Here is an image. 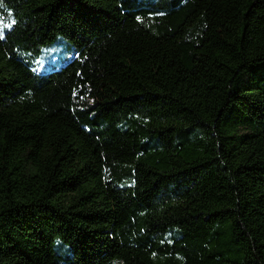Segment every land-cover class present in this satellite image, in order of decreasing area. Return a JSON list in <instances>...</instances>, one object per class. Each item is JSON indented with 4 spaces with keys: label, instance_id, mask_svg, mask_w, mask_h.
Instances as JSON below:
<instances>
[{
    "label": "trees",
    "instance_id": "16d2710c",
    "mask_svg": "<svg viewBox=\"0 0 264 264\" xmlns=\"http://www.w3.org/2000/svg\"><path fill=\"white\" fill-rule=\"evenodd\" d=\"M0 264H264V0H0Z\"/></svg>",
    "mask_w": 264,
    "mask_h": 264
},
{
    "label": "rangeland",
    "instance_id": "374dc122",
    "mask_svg": "<svg viewBox=\"0 0 264 264\" xmlns=\"http://www.w3.org/2000/svg\"><path fill=\"white\" fill-rule=\"evenodd\" d=\"M29 55L31 56L32 53H29ZM72 55L73 47L63 40L43 46L39 53L30 57L29 60H32L31 64L37 72H44L68 62L72 58Z\"/></svg>",
    "mask_w": 264,
    "mask_h": 264
},
{
    "label": "clouds",
    "instance_id": "9594fccd",
    "mask_svg": "<svg viewBox=\"0 0 264 264\" xmlns=\"http://www.w3.org/2000/svg\"><path fill=\"white\" fill-rule=\"evenodd\" d=\"M53 246H54V249H56L61 256L65 255L69 251L67 248V245H64L62 240L59 238L53 241Z\"/></svg>",
    "mask_w": 264,
    "mask_h": 264
},
{
    "label": "snow or ice",
    "instance_id": "6c2138e0",
    "mask_svg": "<svg viewBox=\"0 0 264 264\" xmlns=\"http://www.w3.org/2000/svg\"><path fill=\"white\" fill-rule=\"evenodd\" d=\"M14 23V22H13Z\"/></svg>",
    "mask_w": 264,
    "mask_h": 264
}]
</instances>
